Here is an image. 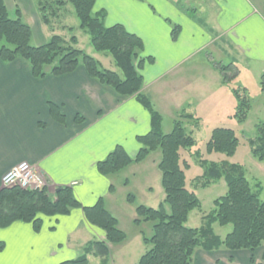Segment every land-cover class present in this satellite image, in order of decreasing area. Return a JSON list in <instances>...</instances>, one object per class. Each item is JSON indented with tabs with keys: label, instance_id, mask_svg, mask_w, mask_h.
<instances>
[{
	"label": "crops",
	"instance_id": "crops-1",
	"mask_svg": "<svg viewBox=\"0 0 264 264\" xmlns=\"http://www.w3.org/2000/svg\"><path fill=\"white\" fill-rule=\"evenodd\" d=\"M4 2L11 14L18 8L22 18L29 13L37 20V26L28 22L32 45L47 42L56 31L54 22L52 27L43 23L50 33L44 36L35 0ZM93 12L103 14L106 26L121 24L141 39L140 93L151 102L156 94L173 96L176 87L171 83H185L188 88L191 83H226L216 67L226 59L239 73L256 67L261 75L264 69V0H95ZM175 25L179 31L173 37ZM92 50L89 46L86 53L103 68L115 70L111 56L102 53L101 62ZM51 104L63 121L52 116ZM196 113L187 114L198 118ZM149 129L150 114L135 96L119 95L99 83L82 64L68 74L35 78L24 59L0 60V189L4 173L27 161L45 177L49 197L59 186H70L81 206H92L101 198L118 221L108 206L115 192L114 174H100L97 163L117 145L135 156L140 147L136 136ZM38 216V231L23 221L0 227V264H59L77 257L88 242L105 239L81 207L65 215ZM263 256L264 244L253 251L196 248L192 264H264Z\"/></svg>",
	"mask_w": 264,
	"mask_h": 264
},
{
	"label": "trees",
	"instance_id": "trees-1",
	"mask_svg": "<svg viewBox=\"0 0 264 264\" xmlns=\"http://www.w3.org/2000/svg\"><path fill=\"white\" fill-rule=\"evenodd\" d=\"M40 12V20L48 27L58 31L67 27L65 18L68 4L73 8L79 28L89 37V42L96 52L111 56L114 65L122 75L115 70L103 68L100 62L82 49L76 48L77 38L72 35L65 39L53 33L49 40L41 45H32V29L23 18L20 9H14L11 14L4 2L0 0V60L8 63L18 58L27 61L35 78H44L46 74L60 76L73 72L82 64L91 78L99 83L112 87L119 95L135 96L137 101L150 114V129L136 136L140 147L135 156L130 157L120 145H117L107 156L98 161L97 170L108 176L115 174L132 163L144 160L151 152L161 153L158 168L161 172V186L164 199L157 208L139 205L136 212L139 215L136 223L151 221L152 234L143 236V242L148 246L136 264H192L196 248L206 251L225 247L228 250H255L264 244V200L259 197V185L254 191L242 167L238 164H227L201 160L204 166L203 184L223 179L226 192L213 200L214 209L205 215L204 223L196 228L186 226L189 212L200 208V200L195 192L188 187L185 170L189 162L183 158L182 149H189L195 140L187 132L184 124H198V118L182 113L173 121L170 132L162 131L161 115L144 94H141L143 79L140 73L144 59H139L142 50L141 39L128 32L123 25L106 26L102 13H94L95 0H35ZM69 12V11H68ZM63 24L64 27L60 26ZM179 27L173 26L171 35L176 37ZM230 65L217 64L224 82L234 75L228 72ZM234 72V71H233ZM237 73V72H236ZM261 88L264 90V69L260 75ZM236 88L233 93L237 99L234 118L239 121L246 119L249 104L246 98ZM52 116L63 121V116L57 106L51 104ZM79 119V118H78ZM239 139L231 128L215 127L205 144L207 153H223L231 156L235 153ZM252 155L259 161H264V122L256 125V135L248 139ZM112 191V187H111ZM81 207L87 221L104 232L103 241L88 242L82 252L71 260L59 264H89L88 255L102 257L101 264H107L109 248L107 243H120L125 239L124 232L119 229L117 219L103 205L100 198L92 206H81L74 198L70 186H59L55 196L49 197L45 187L31 190L17 185L0 189V227H6L12 222L23 221L32 224L35 231L41 226L38 215H65L72 208ZM231 225V230L223 238L215 234L213 224ZM3 244L0 243V249ZM264 259V256H263Z\"/></svg>",
	"mask_w": 264,
	"mask_h": 264
},
{
	"label": "rangeland",
	"instance_id": "rangeland-1",
	"mask_svg": "<svg viewBox=\"0 0 264 264\" xmlns=\"http://www.w3.org/2000/svg\"><path fill=\"white\" fill-rule=\"evenodd\" d=\"M68 11L65 24L67 27H72L73 31L70 32L67 28L64 31L59 29L55 31V34L65 39H69L72 35L76 36L78 39L76 48L86 52L89 46L92 47L89 37L79 28V22L70 4H68ZM23 18L26 23L31 22L33 26L38 25L37 20L29 13L28 17ZM39 24L44 31V36L47 37V34H50L47 33V27L43 28L41 21ZM32 44H35V41H32ZM94 53L98 55L101 62H104L102 52L95 51ZM226 60L223 61L224 65H230L231 63ZM114 68L122 75L116 66ZM228 69L230 71L228 73L234 76L226 83H191V88H188L185 83H171L176 87L173 96L162 97L160 94H153L155 99L151 102L153 108L157 109L163 117L162 130L164 131H171L172 118L177 113L194 114L197 111L196 116L200 119L199 125L195 127L191 122L184 124L187 132L195 140L191 148L182 149L183 158L190 164L185 174L188 187L195 192L201 203L200 208L189 212L185 225L191 228L199 227L204 223L205 215L214 209L213 200L226 192V184L222 178L209 184H203L204 166L201 165L203 159L221 164L240 165L251 188L255 191L256 185H259V197L264 200V161H259L252 155L248 144V139L256 135V125L264 122V90L260 84V73L256 67H251L252 70L242 69L240 73L235 65H230ZM234 88L240 91V95L244 96L249 104L246 119L243 121L235 119L232 113L234 112L233 106L237 104L233 93ZM178 102H182L179 108L176 107ZM229 112L232 113L230 117L226 115ZM215 127L231 128L235 131L239 144L233 155L227 156L223 153L205 151L206 141ZM160 157L159 150L153 151L144 160L126 166L112 177L115 192L110 197L108 206L118 218L119 228L124 232L125 239L120 243H109L110 253L107 264H136L148 248L143 242V236L152 234L153 223L143 220L136 223L135 219L139 217L136 208L139 205L157 208L164 199V191L160 182L161 172L158 168ZM212 226L215 234L222 238L231 230L230 224L220 226L214 223ZM88 259L89 264H101L102 257L89 254Z\"/></svg>",
	"mask_w": 264,
	"mask_h": 264
},
{
	"label": "built area",
	"instance_id": "built-area-1",
	"mask_svg": "<svg viewBox=\"0 0 264 264\" xmlns=\"http://www.w3.org/2000/svg\"><path fill=\"white\" fill-rule=\"evenodd\" d=\"M2 186L17 185L23 189L37 190L47 186L45 177L30 163L22 161L10 168L1 178Z\"/></svg>",
	"mask_w": 264,
	"mask_h": 264
}]
</instances>
